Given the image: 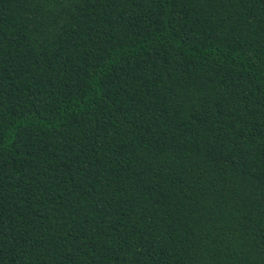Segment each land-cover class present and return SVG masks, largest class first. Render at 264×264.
I'll use <instances>...</instances> for the list:
<instances>
[{
	"label": "trees",
	"instance_id": "obj_1",
	"mask_svg": "<svg viewBox=\"0 0 264 264\" xmlns=\"http://www.w3.org/2000/svg\"><path fill=\"white\" fill-rule=\"evenodd\" d=\"M0 264H264V0H0Z\"/></svg>",
	"mask_w": 264,
	"mask_h": 264
}]
</instances>
